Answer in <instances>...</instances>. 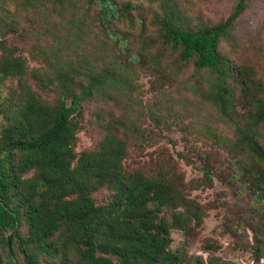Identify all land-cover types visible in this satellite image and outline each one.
<instances>
[{"label":"trees","instance_id":"16d2710c","mask_svg":"<svg viewBox=\"0 0 264 264\" xmlns=\"http://www.w3.org/2000/svg\"><path fill=\"white\" fill-rule=\"evenodd\" d=\"M86 2L97 5L100 32L121 42L122 48L130 33L113 31V25L123 20L147 25L145 17L133 18L136 3ZM247 2L238 0L226 18L209 24L195 21L175 1L163 0L155 22L163 46L178 52L181 60L192 61L195 68L215 74L208 87L212 101L235 122L237 153L253 157L256 170L245 165L242 170L264 186V134L259 127L264 122V96L255 89L251 97L255 111L242 117L232 115L236 95L228 76L234 67L221 49ZM23 4L41 7L42 25L31 30L37 39L53 36L50 44L34 51L33 58L41 66L30 74L37 88L55 92L56 101H46L27 82L21 90L0 91V236L12 232L11 264H184L182 253L170 248V229L186 228L192 216L199 222L202 218L180 189L164 175L127 171L125 141L113 132L97 150H76L82 103L94 97H115L113 91L122 84L131 85L132 69L120 53L100 63L99 49L86 52L90 58L78 57V63L66 59L65 52L75 49L74 44L84 49L72 37L82 36L90 15L87 6L82 13L66 14L71 5L68 0H23ZM54 11L59 14L56 23L50 19ZM4 16H0L1 37L13 27ZM28 71L27 60L1 41L0 82L14 77L24 81ZM240 72L249 77L244 66ZM153 119L157 126L163 122L156 116ZM205 173L210 179L208 169ZM101 187L111 194L99 203L93 192ZM258 194L264 197V187ZM164 209L173 210L170 220ZM195 264L209 263L197 258Z\"/></svg>","mask_w":264,"mask_h":264},{"label":"rangeland","instance_id":"374dc122","mask_svg":"<svg viewBox=\"0 0 264 264\" xmlns=\"http://www.w3.org/2000/svg\"><path fill=\"white\" fill-rule=\"evenodd\" d=\"M173 1L195 21L210 24L226 18L238 0ZM68 2L71 5L66 14L82 13L88 7L90 15L82 36L74 39L71 35L84 49L74 44L75 49L65 52L66 59L78 63V57L84 54L90 58L86 52L99 49L103 55L100 63L116 59L120 53L132 69L131 85L122 84L113 91L115 97H94L82 103L77 152L97 150L113 132L125 141L127 171L164 175L180 189L202 218L199 222L192 216L186 228L170 229V248L182 253L184 264H195L197 258L209 264H264V197L258 194L264 186L242 170L244 165L256 170L253 157L248 152L237 153L240 148L234 145L235 122L212 101L208 87L215 74L195 68L192 61L181 60L178 52L162 45L155 15L161 13L163 0H116L120 6L136 3L133 18L147 20L146 27L129 20L113 25V31L130 33L123 48L121 42L100 32L95 3ZM247 4L230 38L221 43L223 53L234 67L228 76L236 95L230 111L238 117L255 111L256 104L251 99L255 89L264 96V0H248ZM40 8L23 4V0H0V16L5 15V20L13 24L0 40L25 58L29 66L24 81L19 77L8 78L0 82V91L6 94L12 87L21 90V85L27 82L46 101L55 103V92L37 88L30 74L41 66L33 58L34 51L53 40L48 35L41 36L40 41L31 32L36 25H42ZM50 19L56 23L59 14L54 11ZM102 39L107 42L104 44ZM242 66L249 77L240 72ZM155 116L163 121L160 126L155 125ZM259 127L264 134V122ZM207 169L210 179L205 173ZM110 194L106 187L93 192L99 203ZM185 208V204L180 207ZM172 211H163L168 220ZM10 234L12 237L10 231L0 236L1 264L14 260L9 252ZM11 243L13 246V239ZM18 258L23 262L21 253Z\"/></svg>","mask_w":264,"mask_h":264},{"label":"water","instance_id":"95a60500","mask_svg":"<svg viewBox=\"0 0 264 264\" xmlns=\"http://www.w3.org/2000/svg\"><path fill=\"white\" fill-rule=\"evenodd\" d=\"M8 240H9V249L11 251V255L14 257V254H13V248H12V237H11V234L8 236ZM16 264H19L18 262H16Z\"/></svg>","mask_w":264,"mask_h":264}]
</instances>
